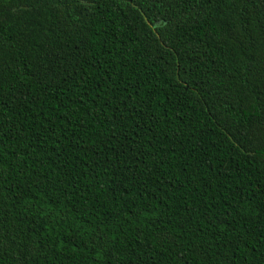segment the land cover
I'll list each match as a JSON object with an SVG mask.
<instances>
[{
	"label": "trees",
	"instance_id": "trees-1",
	"mask_svg": "<svg viewBox=\"0 0 264 264\" xmlns=\"http://www.w3.org/2000/svg\"><path fill=\"white\" fill-rule=\"evenodd\" d=\"M0 264H264V0H0Z\"/></svg>",
	"mask_w": 264,
	"mask_h": 264
}]
</instances>
